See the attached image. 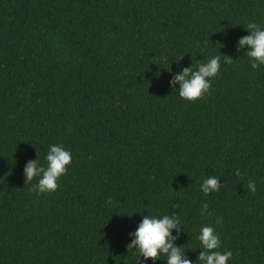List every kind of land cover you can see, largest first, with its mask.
<instances>
[{"label":"trees","instance_id":"obj_1","mask_svg":"<svg viewBox=\"0 0 264 264\" xmlns=\"http://www.w3.org/2000/svg\"><path fill=\"white\" fill-rule=\"evenodd\" d=\"M253 22L264 0H0V264H153L128 250L142 215L178 216L193 264L205 225L230 264H264V66L237 47ZM216 55L210 94L181 99L175 74ZM52 144L73 163L37 194L24 168Z\"/></svg>","mask_w":264,"mask_h":264},{"label":"clouds","instance_id":"obj_2","mask_svg":"<svg viewBox=\"0 0 264 264\" xmlns=\"http://www.w3.org/2000/svg\"><path fill=\"white\" fill-rule=\"evenodd\" d=\"M250 34L242 37L238 41V51L245 52V56L250 61V67L253 70H259L264 66V28L257 23H249L245 28ZM224 57V63L231 64L233 60L228 56ZM222 67L221 56L210 57L207 62H201L194 70L193 66L183 69L181 73L175 74L174 79L170 81V87L176 91L179 85V96L187 102H196L205 95L210 94L212 80L220 75ZM46 167L43 166L39 158L30 160L24 168V176L27 183L37 180L32 186V191L37 194H51L58 190V181L67 173L68 167L73 163L71 151L63 145L52 144L49 146L46 155ZM239 176V171L236 172ZM220 179L215 176H209L203 180L200 185V191L209 196L212 193L221 190ZM246 190L255 194L257 192L256 183L249 181ZM209 205H202L200 215H210ZM217 223L222 220L217 219ZM181 226H184L178 216L163 215L155 217L151 215H142V222L138 224L137 230L132 233L129 249H135L139 257H143L145 262L151 260L153 264L157 260L166 261V264H193V261L182 251L181 246H177L178 236H182ZM177 236H173V232ZM202 250L198 256L196 264H230L233 260L231 251H220L222 243L216 229L205 225L200 229L197 237ZM161 257H166L162 259Z\"/></svg>","mask_w":264,"mask_h":264}]
</instances>
